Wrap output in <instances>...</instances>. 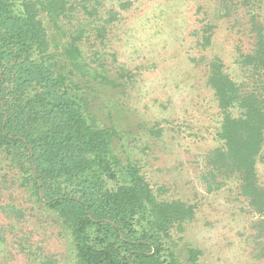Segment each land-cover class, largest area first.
<instances>
[{"label": "trees", "instance_id": "trees-1", "mask_svg": "<svg viewBox=\"0 0 264 264\" xmlns=\"http://www.w3.org/2000/svg\"><path fill=\"white\" fill-rule=\"evenodd\" d=\"M220 1L226 15L229 6L245 13L251 41L237 75L220 58L208 63L220 122L203 179L209 192L237 185L258 217L254 251L264 258V0ZM129 5L0 0V171L9 189L30 197L37 221L61 233L67 264H200V250L181 247L196 207L151 186L129 151L133 134L115 118L138 77L109 50ZM211 26L202 28L203 48ZM140 128L157 135L155 126ZM15 207L0 211L24 219Z\"/></svg>", "mask_w": 264, "mask_h": 264}, {"label": "rangeland", "instance_id": "rangeland-1", "mask_svg": "<svg viewBox=\"0 0 264 264\" xmlns=\"http://www.w3.org/2000/svg\"><path fill=\"white\" fill-rule=\"evenodd\" d=\"M127 1L130 5L121 12L123 22L118 36H111L109 50L138 74L128 95L129 108L115 111L117 121L133 134L128 140L131 155L155 190L164 187L169 197L196 207L181 247L200 250V264H264L254 251L258 217L249 212L237 185L209 192L203 179L205 156L218 146L220 122L207 86L208 63L220 58L227 71L237 75L236 59L251 41L247 16L234 6L226 15L220 0ZM207 23L213 29L212 44L203 48ZM141 125L155 126L157 135H148ZM258 168L264 183V165ZM2 175L0 171V206H16L25 217L0 211V264H40L34 254H42L44 262L53 257L56 264H67L61 233L51 222L39 223L30 197L9 189V179Z\"/></svg>", "mask_w": 264, "mask_h": 264}]
</instances>
